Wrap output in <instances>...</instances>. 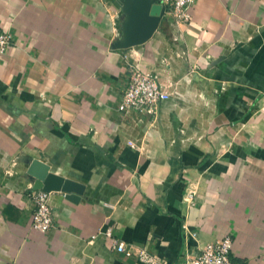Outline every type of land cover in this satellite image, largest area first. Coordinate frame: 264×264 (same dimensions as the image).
Returning <instances> with one entry per match:
<instances>
[{
    "label": "crops",
    "instance_id": "obj_1",
    "mask_svg": "<svg viewBox=\"0 0 264 264\" xmlns=\"http://www.w3.org/2000/svg\"><path fill=\"white\" fill-rule=\"evenodd\" d=\"M119 1L0 0V264H143L111 239L180 264L222 236L264 264V0H195L117 49ZM130 66L169 92L154 116L117 110ZM32 159L81 185L49 192L44 233Z\"/></svg>",
    "mask_w": 264,
    "mask_h": 264
},
{
    "label": "built area",
    "instance_id": "obj_2",
    "mask_svg": "<svg viewBox=\"0 0 264 264\" xmlns=\"http://www.w3.org/2000/svg\"><path fill=\"white\" fill-rule=\"evenodd\" d=\"M163 9V15L170 16L177 25H185L190 20V8L195 0H156ZM11 36L0 28V54L9 47ZM169 92L162 86L157 75L148 70H141L130 66L128 82L119 96L117 110L135 111L137 113L154 116L159 102L167 99ZM192 192L186 193L189 199ZM49 192L32 190L30 199L32 211L30 227L34 231L44 233L51 226V214L48 205ZM103 234L111 237V228L103 230ZM231 239L222 236L209 241L195 253H186L180 264H233L229 258ZM111 249L124 257L135 256L143 264H162L158 258L141 248L132 249L122 240L111 239Z\"/></svg>",
    "mask_w": 264,
    "mask_h": 264
},
{
    "label": "water",
    "instance_id": "obj_3",
    "mask_svg": "<svg viewBox=\"0 0 264 264\" xmlns=\"http://www.w3.org/2000/svg\"><path fill=\"white\" fill-rule=\"evenodd\" d=\"M120 11L124 15L121 21L122 35L111 43V48H126L147 40L156 29L163 15L162 7L156 0H120ZM26 178L31 182L32 190L44 192L62 191L66 199L75 201L81 194V185L48 171L47 165L32 159L27 163Z\"/></svg>",
    "mask_w": 264,
    "mask_h": 264
}]
</instances>
